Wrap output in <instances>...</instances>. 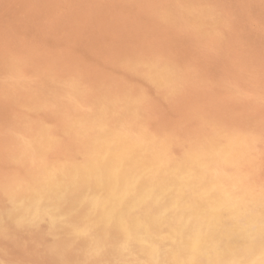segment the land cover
Masks as SVG:
<instances>
[{
    "label": "rangeland",
    "instance_id": "rangeland-1",
    "mask_svg": "<svg viewBox=\"0 0 264 264\" xmlns=\"http://www.w3.org/2000/svg\"><path fill=\"white\" fill-rule=\"evenodd\" d=\"M104 1L0 0V137H2L0 144L4 143L0 145V172L4 174L2 176L0 173V182H2L0 184L2 200H0V264H159L158 257L147 260L142 245H135L134 233H140L144 240L149 238L154 244H157L158 239L163 236L177 235L179 223L173 216L180 208L171 206L169 201L172 198L185 196L184 194L188 193L191 187L206 189L204 185L214 181L224 186L222 189L226 198L228 197L229 202H227L231 203L230 210L225 214L226 219L238 218L241 222L238 220L237 224L240 226L229 231L233 233L231 236H226L227 239L219 242L220 253L217 257L205 264H264V249H262L264 248V211L262 212L264 208V146H262L264 145V13H262L264 0H204L205 4L202 0ZM67 10L73 13L70 11L68 13ZM39 14L43 15L39 16ZM61 22L62 25L64 22L66 24L61 26ZM17 23L19 24L16 27ZM15 43L18 47H13ZM47 79L48 82H45ZM34 85L36 86L34 90L39 96L33 90ZM15 87H19V90ZM146 90L148 93L145 92ZM118 91L120 92L117 93ZM50 92L52 93L48 94ZM233 94L235 98H232ZM93 100L96 101L95 104ZM147 100H150L149 103ZM92 102L93 104H90ZM90 113L93 116H90ZM121 116L122 118H118ZM71 117L74 119L71 120ZM35 123L40 124L39 127H36ZM170 131H172L171 135L168 133ZM176 157L179 158L176 160ZM135 159L150 164L143 166L135 177H128L131 181L139 176L141 179H137L135 185L127 187L126 190L118 178L121 179V172L130 170L127 168ZM111 160H118L115 163L116 183L111 181L112 176L107 173ZM3 162L4 166H2ZM169 166L172 168L169 169ZM32 170L33 172H30ZM23 171L28 175L26 176ZM143 179H148L152 183L148 184L147 181L144 183ZM140 185L147 188L148 193L138 201L137 207L136 205L130 207L129 201ZM160 185L162 187L159 190ZM164 203L167 206L164 207ZM185 205L192 212L199 213L192 201L186 202ZM152 217L158 219L156 220L159 223L158 228L150 222ZM245 217L246 219H243ZM238 234L240 237L237 236ZM17 238L18 240H15ZM40 239L42 241L39 242Z\"/></svg>",
    "mask_w": 264,
    "mask_h": 264
},
{
    "label": "bare ground",
    "instance_id": "bare-ground-1",
    "mask_svg": "<svg viewBox=\"0 0 264 264\" xmlns=\"http://www.w3.org/2000/svg\"><path fill=\"white\" fill-rule=\"evenodd\" d=\"M35 1V0H34ZM37 1V0H36ZM40 1V0H39ZM50 1V0H49ZM102 1V0H101ZM106 1V0H105ZM104 1V2H105ZM111 1H113V0H111ZM162 1V0H161ZM164 1V0H163ZM187 1V0H186ZM194 1V0H193ZM196 1V0H195ZM203 1V3H204V0H202ZM216 1H218V0H216ZM99 2V1H98ZM166 2V1H165ZM165 2H163L164 4H165ZM175 2V1H174ZM189 2V1H188ZM192 2V1H191ZM212 3H214L213 1H211ZM249 2H251V1H249ZM74 3H76V2H74ZM96 3V2H95ZM102 3V2H101ZM109 3V2H108ZM160 3V2H159ZM163 3L161 4V5H163ZM206 3H207V1H206ZM216 3V2H215ZM254 3V2H253ZM255 3H257V2H255ZM44 4V3H43ZM69 4V3H68ZM71 4H72V2H71ZM99 4V3H98ZM103 5H104V3H102ZM102 4H100V6L102 7ZM113 4V3H112ZM177 4V3H176ZM195 4V3H194ZM205 4V3H204ZM210 4V3H209ZM39 5V4H38ZM48 5V4H47ZM59 5V4H58ZM74 5V7H75V4H73ZM85 5V4H84ZM178 5V4H177ZM177 5H175L176 7H177ZM214 5H216V4H214ZM213 5V6H214ZM218 5H219V3H218ZM250 5H251V3H250ZM66 6V5H65ZM81 7H82V5H80ZM98 6V5H97ZM110 6V5H109ZM109 6H107V7H109ZM114 6H116V5H114ZM156 6V5H155ZM166 6V5H165ZM171 6V5H170ZM170 6H169V8H170ZM203 6V5H202ZM220 6V5H219ZM218 6V7H219ZM243 7H244V5H242ZM28 7V6H27ZM41 7H42V5L41 6H39V8L41 9ZM45 7H46V5H45ZM64 7V6H63ZM99 7V6H98ZM106 7V8H107ZM111 7V6H110ZM221 7V6H220ZM224 7V6H223ZM223 7H222V10H223ZM239 7V6H238ZM70 8V7H69ZM77 8V7H76ZM102 8H104V7H102ZM101 8V9H102ZM105 8V9H106ZM154 8V7H153ZM152 8V9H153ZM242 8V7H241ZM29 9V8H28ZM39 9V10H40ZM47 9V8H46ZM75 9V8H74ZM84 9V8H83ZM82 9V10H83ZM99 9V8H98ZM108 9V8H107ZM155 9V8H154ZM157 9V8H156ZM179 9V8H178ZM181 9V8H180ZM213 9V8H212ZM217 9H220V8H217ZM255 9V8H254ZM24 10V9H23ZM71 10H73V9H71ZM77 10H79V11H81V9H77ZM165 10V9H164ZM181 10H183V9H181ZM180 10V11H181ZM187 10V9H186ZM242 10V9H241ZM253 10V9H252ZM42 11V10H41ZM47 11V10H46ZM63 11H65V10H63ZM68 11H70V10H67V12ZM85 11H87V10H85ZM85 11H83V12H85ZM102 11H103V9H102ZM26 12H27V10H26ZM37 12V11H36ZM71 12V11H70ZM70 12H68V13H70ZM161 12V11H160ZM165 12V11H164ZM182 12V11H181ZM28 13V12H27ZM38 13V12H37ZM43 13V12H42ZM64 13V12H63ZM67 13V14H68ZM71 13H73V12H71ZM78 13V12H77ZM154 13V12H153ZM158 13V12H157ZM156 13V15H158ZM189 13V12H188ZM214 13V12H213ZM262 13H264V12H262ZM44 14V13H43ZM43 14H39V16L40 15H43ZM75 14V13H74ZM80 14V13H79ZM83 14V13H82ZM220 14V13H219ZM51 15H52V13H51ZM50 15V16H51ZM71 15V14H70ZM70 15H68V16H70ZM152 15V14H151ZM179 15V14H178ZM214 15V14H213ZM26 16V15H25ZM28 16V15H27ZM33 16V15H32ZM47 16V15H46ZM55 16V15H54ZM63 16V15H62ZM65 16H67V15H65ZM86 16V15H85ZM153 16V15H152ZM251 16H252V13H251ZM35 17H38V16H35ZM53 17V16H52ZM71 17V16H70ZM73 17H74V15H73ZM161 17V16H160ZM216 17V16H215ZM218 17V16H217ZM33 18V17H32ZM42 18V17H41ZM58 18V17H57ZM61 18V17H60ZM65 18V17H64ZM68 18V17H67ZM82 18H83V16H82ZM86 18V17H85ZM157 18V17H156ZM159 18V17H158ZM231 18V17H230ZM23 19V18H22ZM43 19V18H42ZM45 19V18H44ZM69 19V18H68ZM71 19V18H70ZM154 19V18H153ZM216 19V18H215ZM232 19V18H231ZM21 20V19H20ZM19 20V21H20ZM27 20V19H26ZM37 20V19H36ZM39 20V19H38ZM48 20V19H47ZM62 20H63V18H62ZM65 20V19H64ZM79 20V19H78ZM82 20V19H81ZM89 20V19H88ZM228 20H230V19H228ZM41 21V20H40ZM59 21V20H58ZM72 21V20H71ZM157 21V20H156ZM161 21V20H160ZM184 21V20H183ZM44 22V21H43ZM47 22V21H46ZM51 22V21H50ZM67 22H69V21H67ZM81 22V21H80ZM89 22V21H88ZM158 22H159V20H158ZM216 22V21H215ZM222 22V21H221ZM13 23V22H12ZM16 23V22H15ZM23 23V22H22ZM27 23V22H26ZM25 23V24H26ZM39 23V22H38ZM41 23H42V21H41ZM60 23V22H59ZM84 23H86V22H84ZM91 23V22H90ZM18 24L19 23H17V25H16V27L18 26ZM51 24H53V23H51ZM64 24H66L65 22H64ZM63 24V25H64ZM70 24V23H69ZM68 23H67V25H69ZM162 24H164V23H162ZM161 24V25H162ZM184 24H185V22H184ZM15 25V24H14ZM20 25H21V22H20ZM23 25V24H22ZM32 25V24H31ZM60 25V24H59ZM62 25V22H61V26H63ZM87 25V24H86ZM159 25V24H158ZM172 25V24H171ZM13 26V25H12ZM27 26V25H26ZM38 26H40V25H38ZM44 25L42 24V27H43ZM55 26V25H54ZM163 26V25H162ZM161 26V27H162ZM165 26H166V24H165ZM167 26H168V24H167ZM177 26V25H176ZM16 27H13V29L15 28V29H17ZM22 27H25V26H22ZM46 27H47V24H46ZM51 27V26H50ZM57 27H59V26H57ZM173 27V26H172ZM171 27V28H172ZM21 28V27H20ZM29 28V27H28ZM32 28H33V26H32ZM56 28V27H55ZM60 28H62V27H60ZM59 28V29H60ZM163 28V27H162ZM206 28H207V26H206ZM211 28V27H210ZM22 29V28H21ZM36 29V28H35ZM58 29V28H57ZM175 29H176V27H175ZM203 29V28H202ZM223 29V28H222ZM18 30V29H17ZM26 30H27V28H26ZM38 30V29H37ZM43 30V29H42ZM20 31V30H19ZM30 31V30H29ZM56 31V30H55ZM191 31V30H190ZM190 31H188V32H190ZM223 30H221V32H222ZM15 32V31H14ZM18 32V31H17ZM23 32H25L24 30H23ZM36 32V31H35ZM58 32H59V30H58ZM203 33H204V31H202ZM220 32V31H219ZM264 33V32H263ZM197 34V33H196ZM205 34V33H204ZM210 35V34H209ZM218 35V34H217ZM7 36H9V34L7 35ZM14 36H16V35H14ZM39 36V35H38ZM37 36V37H38ZM41 36V35H40ZM202 36V35H201ZM205 36V35H204ZM215 36V35H214ZM220 36V35H219ZM219 36H217L218 38H219ZM12 37H13V35H12ZM17 37V36H16ZM35 37H36V35H35ZM42 37V36H41ZM112 37V36H111ZM216 37V38H217ZM222 37V36H221ZM3 38V37H2ZM1 38V39H2ZM5 38H7V37H5ZM15 38V37H14ZM13 38V39H14ZM40 38V37H39ZM196 38V37H195ZM200 38V37H199ZM199 38H198V40H199ZM223 39H224V37H223ZM26 40V39H25ZM28 40V39H27ZM78 40V39H77ZM80 40V39H79ZM202 40V39H201ZM212 40V39H211ZM219 40V39H218ZM217 40V41H218ZM1 41V40H0ZM220 41V40H219ZM218 41V43H220ZM5 42V41H4ZM9 43H11V42H15V41H12L11 40V42L10 41H8ZM76 42V41H75ZM82 42V41H81ZM80 42V43H81ZM214 42V41H213ZM6 43V42H5ZM217 43V42H216ZM12 44V43H11ZM42 44V43H41ZM84 44V43H83ZM165 44V43H164ZM164 44H162V45H164ZM168 44V43H167ZM222 44H223V42H222ZM1 45H2V43H1ZM4 45V44H3ZM18 45V44H17ZM27 45V44H26ZM25 45V46H26ZM80 45V44H79ZM158 45H160V44H158ZM162 45H160V46H162ZM171 45V44H170ZM5 46V45H4ZM10 46V45H9ZM9 46H7L8 48H10ZM12 46V45H11ZM24 46V45H23ZM152 46V45H151ZM155 47H156V45H154ZM13 47H18V46H16V43H15V45H13ZM21 47V46H20ZM158 47V46H157ZM164 47V46H163ZM172 46H170V48H171ZM7 48V49H8ZM24 48V47H23ZM28 48V47H27ZM148 48V47H147ZM147 48H145L146 50H149V49H147ZM173 49H174V47H172ZM230 48V47H229ZM6 49V50H7ZM11 49V48H10ZM14 49V48H13ZM19 49V48H18ZM31 49V48H30ZM33 49V48H32ZM159 49V48H158ZM25 50V49H24ZM29 50V49H28ZM83 50V49H82ZM87 50V49H86ZM139 50V49H138ZM138 50H136V51H138ZM142 50V49H141ZM154 50V49H153ZM14 51V50H13ZM12 51V52H13ZM22 51V50H21ZM39 51V50H38ZM126 51V50H125ZM144 51V50H143ZM158 51V50H157ZM160 51V50H159ZM24 52V51H23ZM40 52V51H39ZM43 52V51H42ZM140 52V51H139ZM150 52V51H149ZM148 52V53H149ZM16 53V52H15ZM18 53V52H17ZM33 53V52H32ZM155 53V52H154ZM175 53V52H174ZM29 54H30V52H29ZM147 54V53H146ZM164 54H165V52H164ZM184 54H186V53H184ZM9 55H10V53H9ZM8 55V56H9ZM19 55V54H18ZM27 55H28V52H27ZM26 55V56H27ZM34 55V54H33ZM32 55V57L34 58V56ZM148 55V54H147ZM150 55V54H149ZM176 55V54H175ZM178 55H180V53L178 54ZM7 56V57H8ZM21 56V55H20ZM36 56V55H35ZM185 56V55H184ZM11 57V56H10ZM181 57H182V55H181ZM14 58V57H13ZM16 58V57H15ZM14 58V59H15ZM20 58V57H19ZM36 58H38V57H36ZM35 58V59H36ZM141 58V57H140ZM171 58V57H170ZM184 58V57H183ZM11 59V58H10ZM25 59V58H24ZM32 59V58H31ZM40 59V58H39ZM135 59V58H134ZM146 59V58H145ZM174 59V58H173ZM172 59V60H173ZM7 60H9V59H7ZM23 60V59H22ZM41 60V59H40ZM45 60V59H44ZM138 60V59H137ZM25 61V60H24ZM30 61H34V60H30ZM36 61V60H35ZM39 60H37V62H38ZM52 61V60H51ZM120 61V60H119ZM26 62V61H25ZM36 62V63H37ZM45 62V61H44ZM43 62V63H44ZM48 62H50V61H48ZM135 62V61H134ZM134 62H132V63H134ZM183 62V61H182ZM8 63V62H7ZM16 63H18V62H16ZM28 63H29V61H28ZM41 63V62H40ZM39 63V64H40ZM47 63V62H46ZM75 63H76V60H75ZM25 64V63H24ZM79 64V63H78ZM161 64V63H160ZM163 64V63H162ZM184 64L186 65V62H184ZM28 65V64H27ZM80 65V64H79ZM134 65V64H133ZM136 65V64H135ZM188 65V64H187ZM24 66V65H23ZM31 67L32 66H34V65H30ZM38 66V65H37ZM51 66V65H50ZM73 66V65H72ZM119 66V65H118ZM122 66V65H121ZM120 66V67H121ZM159 66V65H158ZM4 67H5V65H4ZM27 67V66H26ZM41 67V66H40ZM43 67H44V65H43ZM46 67H47V65H46ZM70 67V66H69ZM68 67V68H69ZM80 67V66H79ZM139 67V66H138ZM6 68H8V67H6ZM74 68V67H73ZM122 68V67H121ZM140 68H142V67H140ZM139 68V69H140ZM146 68V67H145ZM187 68V67H186ZM29 69H30V67H29ZM34 69V68H33ZM36 69V68H35ZM44 69V68H43ZM54 69V68H53ZM52 69V70H53ZM70 69H72V68H70ZM77 69H78V67H77ZM1 70V69H0ZM6 70V69H5ZM124 70V69H123ZM130 70V69H129ZM2 71H3V69H2ZM22 71V70H21ZM45 71H46V69H45ZM68 71H70L69 69H68ZM135 71V70H134ZM164 71H166V68H165V70ZM23 72V71H22ZM34 72V71H33ZM39 72V71H38ZM48 72H50V70L48 71ZM133 72V71H132ZM191 72V71H190ZM65 73V72H64ZM68 73V72H67ZM180 73V72H179ZM24 74H25V71H24ZM30 74V73H29ZM47 74V73H46ZM59 74V73H58ZM57 74V75H58ZM71 74V73H70ZM186 74V73H185ZM31 75V74H30ZM35 75V74H34ZM52 75V74H51ZM50 75V76H51ZM127 75V74H126ZM129 75V74H128ZM189 75V74H188ZM1 76V75H0ZM25 76H26V74H25ZM43 76V75H42ZM63 76H65V74L63 75ZM78 76V75H77ZM130 76H132V75H130ZM24 77V76H23ZM27 77V76H26ZM49 77V76H48ZM58 77H60V76H58ZM191 77V76H190ZM253 77V76H252ZM13 78V77H12ZM42 78V77H41ZM46 78V77H45ZM63 78V77H62ZM69 78V77H68ZM85 78V77H84ZM124 78V77H123ZM139 78V77H138ZM20 79H21V77H20ZM31 79V78H30ZM29 79V80H30ZM50 79V78H49ZM126 79H127V76H126ZM130 79V77L128 78V80ZM143 79V78H142ZM189 79H191V78H189ZM188 79V81H190ZM24 80V79H23ZM28 80V81H29ZM35 80H37V79H35ZM61 80V79H60ZM85 80V79H84ZM122 80V79H121ZM132 80V79H131ZM17 81H19V80H17ZM33 81V80H32ZM101 81V80H100ZM109 81V80H108ZM187 81V82H188ZM16 82V81H15ZM27 82V81H26ZM30 82V81H29ZM36 82V81H35ZM37 82H39L40 83V81H37ZM45 82H48V79H47V81H45ZM45 82L43 83V84H45ZM115 82V81H114ZM113 82V83H114ZM117 82V81H116ZM147 82V81H146ZM149 82V81H148ZM22 83V82H21ZM24 83V82H23ZM30 83H32V82H30ZM99 83V82H98ZM102 83H103V80H102ZM106 83V82H105ZM126 83V82H125ZM134 83V82H133ZM237 84H238V82H236ZM2 84V83H1ZM15 84V83H14ZM18 84V83H17ZM109 84V83H108ZM124 84V83H123ZM128 84V83H127ZM130 84V83H129ZM132 84V83H131ZM144 84V83H143ZM184 84V83H183ZM188 84V83H187ZM232 84H235V83H233L232 82ZM29 85V84H28ZM49 85V84H48ZM58 85V84H57ZM102 85V84H101ZM104 85V84H103ZM114 85V84H113ZM120 86H121V84H119ZM118 85V86H119ZM126 85V84H125ZM136 85V84H135ZM144 85H146V84H144ZM152 85V84H151ZM155 85V84H154ZM236 85V84H235ZM20 86H21V84H20ZM35 86V85H34ZM38 86V85H37ZM61 86V85H60ZM63 86V85H62ZM61 86V87H62ZM90 86V85H89ZM22 87V86H21ZM32 87V86H31ZM44 87V86H43ZM92 87V86H91ZM105 87V86H104ZM112 87V86H111ZM125 87H127V86H125ZM139 87H140V85H139ZM144 87V86H143ZM16 88V87H15ZM14 88V89H15ZM19 88V87H18ZM18 88H16V89H18ZM36 88V86L33 88V90ZM45 88V87H44ZM49 88H50V86H49ZM95 88V87H94ZM119 88V87H118ZM122 88H124V87H122ZM121 88V90H123ZM129 88H131V86H129ZM135 88V87H134ZM137 88H138V86H137ZM147 88V87H146ZM241 88V87H240ZM27 89V88H26ZM38 89V88H37ZM48 89V88H47ZM66 89V88H65ZM96 89V88H95ZM115 89V88H114ZM187 89V88H186ZM3 90V89H2ZM11 90H12V88H11ZM19 90V89H18ZM17 90V91H18ZM30 90H32V88L30 89ZM40 90H41V88H40ZM54 90V89H53ZM70 90H72L71 88H70ZM75 90V89H74ZM90 91L92 90L91 88L89 89ZM105 90V89H104ZM113 90V89H112ZM118 90V89H117ZM120 90V89H119ZM120 90V91H121ZM136 90V89H135ZM151 90V89H150ZM8 90H6V92H7ZM26 92H27V90H25ZM36 90H34V92H35ZM46 91V90H45ZM58 91H59V89H58ZM62 91V90H61ZM61 91H60V93H61ZM94 91V90H93ZM106 91V90H105ZM109 91V90H108ZM107 91V92H108ZM120 91H118L117 93H119ZM130 91V90H129ZM133 91V90H132ZM140 91V90H139ZM159 91V90H158ZM163 91V90H162ZM243 91H246V90H243ZM22 92H24V91H22ZM33 92V93H34ZM42 92V91H41ZM44 92V91H43ZM128 92V91H127ZM145 92H147V90L145 91ZM160 92V91H159ZM158 92V93H159ZM233 92V91H232ZM13 93V92H12ZM15 93V92H14ZM21 93V92H20ZM36 93V92H35ZM52 92H50V93H48V94H51ZM67 93V92H66ZM65 93V94H66ZM70 93H72V92H70ZM92 93V92H91ZM122 93V92H121ZM148 93V92H147ZM150 93V92H149ZM155 93V92H154ZM160 93H162V92H160ZM186 93V92H185ZM37 94V93H36ZM55 94H57V93H55ZM88 94V93H87ZM95 94V93H94ZM104 95H105V93H103ZM124 94V93H123ZM138 94V93H137ZM152 94V93H151ZM163 94H165V93H163ZM247 94V93H246ZM6 95V94H5ZM12 95V94H11ZM14 95V94H13ZM22 95V94H21ZM38 95V94H37ZM41 95V94H40ZM102 95V94H101ZM125 95V94H124ZM140 95H141V93H140ZM242 95V94H241ZM250 95H252V94H250ZM16 96H17V94H16ZM25 96V95H24ZM27 96V95H26ZM25 96V97H26ZM30 96H32V94L30 95ZM39 96V95H38ZM43 96H44V94H43ZM51 96V95H50ZM83 96V95H82ZM90 96V95H89ZM97 96V95H96ZM114 96V95H113ZM121 96V95H120ZM119 96V97H120ZM233 96H234V94H233ZM244 96V95H243ZM11 97V96H10ZM15 97V96H14ZM28 97V96H27ZM34 97H35V95H34ZM41 97V96H40ZM98 97V96H97ZM102 97V96H101ZM134 97V96H133ZM138 97V96H137ZM150 97V96H149ZM238 97H240L239 95H238ZM246 97V96H245ZM259 97V96H258ZM257 97V98H258ZM33 98V97H32ZM44 98V97H43ZM81 98V97H80ZM85 98V97H84ZM83 97H82V99H84ZM88 98H91V97H88ZM117 98V97H116ZM232 98H235V96L234 97H232ZM9 99V98H8ZM14 99V98H13ZM29 99V98H28ZM66 99V98H65ZM131 99V98H130ZM242 99H243V97H242ZM246 99V98H245ZM252 99V98H251ZM7 100V99H6ZM10 100V99H9ZM35 100H37V99H35ZM43 100V99H42ZM62 100H64V99H62ZM80 100V99H79ZM87 100H89V99H87ZM123 100H125V99H123ZM244 100V99H243ZM247 100H249V99H247ZM254 100V99H253ZM257 100V99H256ZM25 101H27V100H25ZM30 101V100H29ZM67 101V100H66ZM85 101V100H84ZM149 101L150 100H147V103H149ZM252 100H250V102H251ZM14 102H15V100H14ZM21 102V101H20ZM33 102V101H32ZM93 102H94V104H95V102L96 101H94L93 100ZM93 102L92 103H90V104H93ZM124 102V101H123ZM255 102V101H254ZM257 102V101H256ZM6 103V102H5ZM23 103V102H22ZM28 103V102H27ZM79 103V102H78ZM80 103H82V101L80 102ZM86 103V102H85ZM89 103V102H88ZM7 104V103H6ZM8 104H9V102H8ZM33 104V103H32ZM56 104V103H55ZM74 104V103H73ZM84 104V103H83ZM83 104H82V106H83ZM125 104V103H124ZM124 104H122V105H124ZM254 104V103H253ZM15 105V104H14ZM14 105H10V107L11 106H14ZM18 105V104H17ZM16 105V106H17ZM24 105V104H23ZM34 105V104H33ZM88 105V104H87ZM119 105V104H118ZM26 106V105H25ZM49 106V105H48ZM69 106V105H68ZM80 106V105H79ZM82 106H80V107H82ZM86 106V105H85ZM98 106V105H97ZM128 106V105H127ZM148 106V105H147ZM258 105H256V107H257ZM15 107V106H14ZM36 107V106H35ZM50 107V106H49ZM49 107H47V108H49ZM53 107H55V106H53ZM72 107H74V106H72ZM101 107V106H100ZM100 107H99V109H100ZM124 107H125V105H124ZM13 108V107H12ZM56 108V107H55ZM54 108V109H55ZM77 108V107H76ZM90 108V107H89ZM88 108V109H89ZM104 108V107H103ZM111 108V107H110ZM120 108V107H119ZM126 108V107H125ZM148 108H150V107H148ZM14 109V108H13ZM17 109V108H16ZM40 109V108H39ZM50 109V108H49ZM52 109V108H51ZM60 109H62V108H60ZM71 109V108H70ZM69 109V110H70ZM80 109V108H79ZM83 109V108H82ZM86 109V108H85ZM117 109V108H116ZM124 109V108H123ZM147 109V108H146ZM152 109V108H151ZM22 110V109H21ZM66 110L68 111V109L66 108ZM112 110V109H111ZM129 110H131V109H129ZM149 110V109H148ZM13 111V110H12ZM43 111H45V109L43 110ZM42 111V112H43ZM78 111H80V110H78ZM139 111V110H138ZM22 113H23V110L21 111ZM31 112V111H30ZM47 112V111H46ZM50 112H51V110H50ZM53 112V111H52ZM90 112V111H89ZM101 112V111H100ZM109 112H110V109H109ZM124 112H125V110H124ZM261 112V111H260ZM11 113V112H10ZM25 113H27V112H25ZM25 113H24V115L23 116H25ZM45 113V112H44ZM59 113V112H58ZM66 113H68V112H66ZM81 113V115H82V112H80ZM86 113V112H85ZM97 113V112H96ZM140 113V112H139ZM13 114V113H12ZM18 114V113H17ZM28 114V113H27ZM33 114V113H32ZM71 114H72V111H71ZM88 114V113H87ZM91 114V113H90ZM111 115H112V112L110 113ZM255 114H256V111H255ZM262 114H263V112H262ZM31 115V114H30ZM41 115V114H40ZM45 115V114H44ZM53 115H54V113H53ZM97 115V114H96ZM128 115H130V114H128ZM127 115V116H128ZM134 115V114H133ZM143 115H144V113H143ZM253 115V114H252ZM10 116V115H9ZM12 116V115H11ZM49 116H51L50 114H49ZM59 116V115H58ZM57 116V117H58ZM66 116V115H65ZM64 116V117H65ZM70 116H72V115H70ZM90 116H93L92 114L90 115ZM114 116V115H113ZM132 116V115H131ZM142 116V115H141ZM146 116V115H145ZM246 116H248V115H246ZM254 116V115H253ZM260 116V115H259ZM33 117H35L34 115H33ZM47 117V116H46ZM45 117V118H46ZM52 117V116H51ZM74 117H75V114H74ZM82 117V116H81ZM110 117V116H109ZM108 117V118H109ZM130 117V116H129ZM147 117V116H146ZM208 117V116H207ZM215 117V116H214ZM217 117V116H216ZM219 117V116H218ZM221 117V116H220ZM224 117V116H223ZM24 118V117H23ZM22 118V119H23ZM49 118V117H48ZM56 118V117H55ZM58 118H60V116L58 117ZM72 118V117H71ZM89 118V117H88ZM93 118V117H92ZM91 118V119H92ZM118 118H122V116L121 117H118ZM203 118H206V117H203ZM213 118V117H212ZM241 118V117H240ZM244 118V117H243ZM250 118V117H249ZM256 118V117H255ZM17 119V118H16ZM43 119V118H42ZM52 119V118H51ZM65 119V118H64ZM74 118H72L71 120H73ZM105 119V118H104ZM115 119H116V117H115ZM128 119V118H127ZM149 119H151L150 117H149ZM154 119V118H153ZM152 119V120H153ZM208 119V118H207ZM215 119V118H214ZM213 119V120H214ZM218 119H220V118H218ZM224 119V118H223ZM227 119H230V118H227ZM245 119V118H244ZM13 120V119H12ZM32 120V119H31ZM37 120H39V118L37 119ZM41 120V119H40ZM47 120V119H46ZM112 120V119H111ZM129 120V119H128ZM133 120V119H132ZM143 120V119H142ZM237 120V119H236ZM241 120H243V119H241ZM248 120V119H247ZM258 120V119H257ZM14 121V120H13ZM18 121V120H17ZM50 121V120H49ZM52 121V120H51ZM54 121V120H53ZM52 121V122H53ZM56 121V120H55ZM64 120L62 119V122H63ZM67 121H68V119H67ZM126 121V120H125ZM151 121V120H150ZM155 121V120H154ZM211 121V120H210ZM215 121H216V119H215ZM238 121V120H237ZM255 121V120H254ZM15 122V121H14ZM43 122V120L41 121V123ZM45 122V121H44ZM59 122V121H58ZM61 122V121H60ZM59 122V123H60ZM99 122H101V121H99ZM108 122V121H107ZM119 122H121V120H119ZM130 122V121H129ZM148 122H149V120H148ZM220 122V121H219ZM228 122H230V121H228ZM252 122H253V120H252ZM256 122V121H255ZM22 123V122H21ZM57 123V122H56ZM64 123V122H63ZM67 123V122H66ZM133 123V122H132ZM143 123H145V122H143ZM201 123V122H200ZM217 123V122H216ZM233 123V122H232ZM251 123V122H250ZM25 124V123H24ZM24 124H23V126H24ZM62 124V123H61ZM91 124V123H90ZM96 124V123H95ZM112 124V123H111ZM122 124V123H121ZM123 124H125V123H123ZM128 124V123H127ZM141 124H142V121H141ZM148 124V123H147ZM206 124V123H205ZM228 124V123H227ZM262 125H263V122L261 123ZM2 125V124H1ZM20 125V124H19ZM18 125V126H19ZM35 125H36V123H35ZM38 125V126H37ZM36 125V127H39V125L40 124H37ZM44 125V124H43ZM66 125V124H65ZM119 125V124H118ZM130 125V124H129ZM138 125V124H137ZM137 125H136V127H137ZM232 125V124H231ZM58 126V125H57ZM60 126V125H59ZM126 126V125H125ZM124 126V127H125ZM131 126V125H130ZM133 126V125H132ZM143 126V125H142ZM152 126V125H151ZM201 126V125H200ZM203 126V125H202ZM251 126V125H250ZM35 127V128H36ZM43 127V126H42ZM62 127V126H61ZM128 127V126H127ZM140 127V126H139ZM139 127H138V129H139ZM165 127V126H164ZM167 127V126H166ZM199 127V126H198ZM16 128V127H15ZM20 128V127H19ZM22 128V127H21ZM41 128V127H40ZM45 128V127H44ZM60 128V127H59ZM58 128V129H59ZM143 128H145V127H143ZM146 128H148V127H146ZM157 128V127H156ZM197 128V127H196ZM201 128H203V127H201ZM205 128V127H204ZM256 128V127H255ZM12 129V128H11ZM37 129V128H36ZM152 129V128H151ZM165 129V128H164ZM168 129V128H167ZM200 129V128H199ZM14 130V129H13ZM16 130V129H15ZM22 131H23V129H21ZM34 130V129H33ZM33 130H31V131H33ZM60 130H61V128H60ZM80 130V129H79ZM150 130V129H149ZM155 130V129H154ZM197 130V129H196ZM257 130V129H256ZM259 130V129H258ZM9 131H11L10 129H9ZM27 131H28V129H27ZM40 131V130H39ZM59 131V130H58ZM72 131V130H71ZM76 131H77V129H76ZM140 131V130H139ZM147 131V130H146ZM168 131V130H167ZM193 131V130H192ZM200 131H201V129H200ZM204 131V130H203ZM93 132V131H92ZM138 132V131H137ZM148 132V131H147ZM156 132V131H155ZM158 132V131H157ZM171 132L172 131H170V132H168V133H170V135H171ZM16 133V132H15ZM27 133V132H26ZM29 133V132H28ZM51 133V132H50ZM139 133V132H138ZM159 133V132H158ZM174 133V132H173ZM176 133V132H175ZM177 133H179V132H177ZM181 133V132H180ZM191 133V132H190ZM201 133V132H200ZM203 133V132H202ZM14 134V133H13ZM33 134H35V133H33ZM73 134V133H72ZM205 134V133H204ZM208 134H210V133H208ZM213 134V133H212ZM61 135V134H60ZM86 135H87V133H86ZM163 135V134H162ZM169 135V134H168ZM6 136V135H5ZM10 136V135H9ZM29 136V135H28ZM72 136V135H71ZM74 136V135H73ZM174 136H176V135H174ZM201 136V135H200ZM69 137V136H68ZM137 137V136H136ZM148 138H149V136H147ZM194 137V136H193ZM216 137V136H215ZM247 137H248V135H247ZM1 139H2V137H0ZM7 138H8V135H7ZM6 138V139H7ZM10 138H12V137H10ZM16 138V137H15ZM137 138H139V137H137ZM170 138V137H169ZM217 138V137H216ZM215 138V139H216ZM80 139V138H79ZM133 139V138H132ZM135 139V138H134ZM141 139H143V138H141ZM175 139V138H174ZM198 139V138H197ZM250 139H252V138H250ZM261 139V138H260ZM19 140V139H18ZM65 141H66V138L64 139ZM63 140V141H64ZM164 140V139H163ZM166 140V139H165ZM170 140V139H169ZM168 140V141H169ZM178 140V139H177ZM259 140V139H258ZM69 141V140H68ZM70 141H71V138H70ZM88 141V140H87ZM139 141V140H138ZM223 141V140H222ZM15 142V141H14ZM67 142V141H66ZM80 142V141H79ZM125 142V141H124ZM181 142V141H180ZM183 142V141H182ZM248 142H250V141H248ZM7 143H8V141H7ZM6 143V144H7ZM17 143H19V142H17ZM16 143V144H17ZM73 143V142H72ZM90 143V142H89ZM132 143H134V142H132ZM175 143V142H174ZM223 143V142H222ZM258 143V142H257ZM262 144H263V142H261ZM2 145L4 144V143H1ZM0 144V145H1ZM15 144V143H14ZM36 144V143H35ZM63 144V143H62ZM69 144V143H68ZM78 144V143H77ZM150 144V143H149ZM177 144V143H176ZM180 144V143H179ZM182 144V143H181ZM250 144V143H249ZM260 144V143H259ZM34 145V144H33ZM74 145H76V144H74ZM82 144H80V146H81ZM258 145V144H257ZM5 146V145H4ZM14 146H16V145H14ZM70 146V145H69ZM138 146V145H137ZM164 146V145H163ZM172 146H173V144H172ZM252 146V145H251ZM262 146H264V145H262ZM62 147V146H61ZM83 147V146H82ZM130 147H132V146H130ZM134 147V146H133ZM150 147H152V146H150ZM149 147V148H150ZM254 147V146H253ZM2 148H4V147H2ZM1 148V149H2ZM116 148V147H115ZM142 148H143V146H142ZM179 148V147H178ZM182 148V147H181ZM261 148V147H260ZM7 149V148H6ZM10 149V148H9ZM14 149V148H13ZM37 149V148H36ZM69 149V148H68ZM128 149L130 150V148L128 147ZM135 149V148H134ZM187 149V148H186ZM15 150V149H14ZM57 150V149H56ZM70 150H74V148H70ZM185 150V149H184ZM4 151V150H3ZM9 151V150H8ZM59 151V150H58ZM60 151H61V149H60ZM77 151V150H76ZM82 151V150H81ZM99 151V150H98ZM126 151V150H125ZM132 151V150H131ZM172 151V150H171ZM179 151V150H178ZM182 151V150H181ZM199 151V150H198ZM212 151V150H211ZM40 152V151H39ZM68 152V151H67ZM70 152V151H69ZM93 152V151H92ZM183 152V151H182ZM251 152V151H250ZM262 152V151H261ZM9 153H11V151H9ZM50 153V152H49ZM54 153V152H53ZM65 153V152H64ZM71 153V152H70ZM257 154H258V152H256ZM264 153V152H263ZM16 154V153H15ZM59 154V153H58ZM74 154H76L75 152H74ZM138 154V153H137ZM167 154H169V153H167ZM172 154V153H171ZM170 154V155H171ZM254 154V153H253ZM257 154H254V155H257ZM4 156H5V154H3ZM8 155H11V154H8ZM18 155V154H17ZM53 155V154H52ZM61 155V154H60ZM77 155V154H76ZM113 155V154H112ZM146 155V154H145ZM181 155V154H180ZM259 155V154H258ZM12 156H13V154H12ZM54 156H56V155H54ZM67 156V155H66ZM78 156H79V154H78ZM125 156V155H124ZM173 156V155H172ZM261 156V155H260ZM1 157V156H0ZM62 157H63V155H62ZM61 157V158H62ZM65 157V156H64ZM96 157V156H95ZM113 157V156H112ZM123 157V156H122ZM126 157V156H125ZM152 157V156H151ZM248 157V156H247ZM252 157H254V156H252ZM2 158H4V157H2ZM6 158V157H5ZM50 158V157H49ZM68 158V157H67ZM81 158V157H80ZM148 158V157H147ZM153 158V157H152ZM177 158H179V157H176V160H177ZM182 158V157H181ZM203 158V157H202ZM246 158V157H245ZM7 160H9V158H7ZM55 160H56V158H55ZM63 160H64V158H63ZM68 160H69V158H68ZM70 160H71V157H70ZM161 160H162V158H161ZM250 160H252V158H250ZM259 160L261 161L262 160V157L261 158H259ZM10 161V160H9ZM27 161V160H26ZM39 161V160H38ZM52 161V160H51ZM118 160H111V163H109L108 164V172L107 173H110V175L112 176V179H111V181L112 182H115V181H117V177L115 176V174H116V167H117V165L115 164L116 162H117ZM151 161V160H150ZM201 161V160H200ZM235 161V160H234ZM146 162L147 161H141V159H135L133 162H131V163H133L132 165H130L127 169H130V170H125V172H121V175H120V177H121V179H119L118 178V181H120L122 184H123V186H125L126 187V190H127V187L128 188H130V187H132V186H134L135 185V183H136V180L137 179H141L140 178V176L139 177H136L137 179H133L132 181H131V179L129 180L128 179V177H135L136 175H137V173H140L141 172V169H142V167L143 166H145V165H149L148 164V162H147V164H146ZM255 162V161H254ZM173 163V162H172ZM205 163V162H204ZM29 164V163H28ZM129 164V163H128ZM152 164V163H151ZM183 164V163H182ZM213 164V163H212ZM247 164V163H246ZM251 164V163H250ZM258 164H260L261 165V163H258ZM27 165V164H26ZM196 165V164H195ZM214 165V164H213ZM242 165V164H241ZM259 165V166H260ZM0 166H1V164H0ZM2 166H4V162H3V165ZM13 166H15V165H13ZM124 166V165H123ZM177 166V165H176ZM251 166V165H250ZM263 166V165H262ZM25 167V166H24ZM23 167V168H24ZM34 167V166H33ZM126 167V166H125ZM174 167V166H173ZM184 167V166H183ZM244 167V166H243ZM242 167V168H243ZM264 167V166H263ZM7 169H8V167H6ZM10 168V167H9ZM13 168V167H12ZM11 168V169H12ZM15 168V167H14ZM21 168V167H20ZM26 168V167H25ZM167 168V167H166ZM172 168V167H171ZM170 168V166H169V169H171ZM256 168V167H255ZM2 169V168H1ZM4 170H5V168H3ZM95 169V168H94ZM168 169V168H167ZM240 169V168H239ZM260 169V168H259ZM19 170V169H18ZM18 170H16V171H18ZM22 170V169H21ZM156 170V169H155ZM196 170V169H195ZM234 170V169H233ZM10 171V170H9ZM35 171V170H34ZM153 171V170H152ZM242 171H244V170H242ZM246 171V170H245ZM258 171V170H257ZM24 172V171H23ZM30 172H33V170L32 171H30ZM41 172V171H40ZM128 172H132V173H128ZM160 172H162V171H160ZM187 172V171H186ZM196 172V171H195ZM260 172V171H259ZM258 172V173H259ZM1 173V172H0ZM6 173V172H5ZM12 173V172H11ZM25 173V172H24ZM38 173V172H37ZM196 173H198V172H196ZM207 173V172H206ZM242 173V172H241ZM251 174H250V176L252 175V171L250 172ZM254 173V172H253ZM7 174V173H6ZM23 174V173H22ZM94 174V173H93ZM160 173H158V175H159ZM182 174H184L183 172H182ZM255 174H257V173H255ZM254 174V175H255ZM1 175H2V173H1ZM8 175H11V174H8ZM18 176L20 175V174H17ZM25 175L27 176L28 175V173H25ZM24 175V176H25ZM37 175V174H36ZM107 175H109V174H106V176ZM195 175V174H194ZM211 175V174H210ZM209 175V176H210ZM257 175H259V174H257ZM2 176H4V174L2 175ZM15 176V175H14ZM20 176H22V175H20ZM35 176V175H34ZM93 176H95V174L93 175ZM208 176V175H207ZM238 176V175H237ZM239 176H241V175H239ZM150 177V176H149ZM165 177V176H164ZM163 177V178H164ZM166 177H168V176H166ZM259 177V176H258ZM2 178V177H1ZM23 178V177H22ZM33 178V177H32ZM84 178V177H83ZM174 178V177H173ZM223 178V177H222ZM221 178V179H222ZM225 178V177H224ZM233 178V177H232ZM252 178V177H251ZM12 179V178H11ZM15 179V178H14ZM89 179V178H88ZM94 179H95V177H94ZM149 179V178H148ZM148 179H143V182L144 181H147L148 182V184L151 182L150 180H148ZM150 179H153V178H150ZM161 179V178H160ZM200 179V178H199ZM236 179H238V177H236ZM239 179H241V178H239ZM253 179V178H252ZM262 179V178H261ZM2 180H4V179H2ZM1 180V181H2ZM8 180V179H7ZM6 180V181H7ZM79 180V179H78ZM106 180V179H105ZM157 180V179H156ZM159 180V179H158ZM165 180V179H164ZM173 180V179H172ZM195 180V179H194ZM198 180V179H197ZM225 180V179H224ZM10 181V180H9ZM14 181V180H13ZM162 181V180H161ZM184 181V180H183ZM196 181V180H195ZM226 181V180H225ZM235 181V180H234ZM259 181V180H258ZM264 181V180H263ZM8 182V181H7ZM15 182V181H14ZM71 182V181H70ZM102 182V181H101ZM109 182V181H108ZM146 182V183H147ZM157 182V181H156ZM167 182V181H166ZM175 182V181H174ZM197 182V181H196ZM205 182V181H204ZM228 182V181H227ZM226 182V183H227ZM255 182V181H254ZM2 182H0V184H1ZM31 183V182H30ZM116 183V182H115ZM120 183V184H121ZM145 183V182H144ZM152 183V182H151ZM170 183H171V180H170ZM173 183V182H172ZM206 183V182H205ZM230 183V182H229ZM232 183V182H231ZM234 183H236V182H234ZM77 184V183H76ZM83 184V183H82ZM139 184H141V183H139ZM155 184V183H154ZM164 184V183H163ZM180 184V183H179ZM219 184V185H218ZM228 184V183H227ZM118 185V184H117ZM142 185V184H141ZM139 186L138 188V190L135 192V195L133 196V197H131V199H130V201H129V206L130 207H134L137 203H138V201H140L144 196H146L147 195V193H148V191H147V188H143L142 186ZM145 185V184H144ZM147 185V184H146ZM152 185V184H151ZM172 185V184H171ZM176 185V184H175ZM229 185V184H228ZM257 185V184H256ZM122 186V187H123ZM138 186V185H137ZM166 186V185H165ZM168 186H170V184H168ZM176 186H179V185H176ZM202 187H203V185H201ZM259 186V185H258ZM260 186H262V185H260ZM14 187H15V185H14ZM75 187V186H74ZM117 187V186H116ZM162 187V185H160V187L158 188L159 190H160V188ZM204 187L206 188V189H203L202 188V190L201 189H199L198 187H194V188H192L191 187V190L188 192V193H186V194H184L185 196H183V197H181V198H176V199H171V201H169V203L171 204V206H178L179 208H180V210L179 211H177V213L173 216L174 218H175V220L179 223V232H178V234L177 235H175V236H168V237H161V239H158V241H157V244H154L153 243V241L152 240H150L149 238H147V239H143V236L142 235H140V233H138V232H135L134 234H135V236H134V238L136 237V239H134V241H135V245L137 246V245H142V248H144L143 250H145V256L146 257H148L147 258V260L148 259H151V260H153V259H156L157 257L159 258V260H160V262H159V264H205V263H207L209 260H213V259H215L216 257H217V255L220 253V247H219V242L221 241V240H223V239H227L226 238V236H231L233 233H230L229 231H233V230H235V229H237V227H239L240 225H238L237 224V222H239L240 221V219H238V218H231V219H226V217H225V214H226V212L228 211V210H230V204L231 203H228L229 201L227 200V198H226V194L224 193V189H222L224 186H222L219 182H211V183H208V184H206V186L204 185ZM256 187V186H255ZM150 188V187H149ZM176 188V187H175ZM229 188V187H228ZM32 189V188H31ZM157 189V190H158ZM166 189H167V187H166ZM232 189V188H231ZM12 190V189H11ZM24 190V189H23ZM65 190H67V189H65ZM106 190V189H105ZM131 190V189H130ZM177 190V189H176ZM264 190V189H263ZM1 191V190H0ZM16 191V190H15ZM125 191V190H124ZM8 192V191H7ZM30 192V191H29ZM256 192H257V189H256ZM17 193V192H16ZM69 193V192H68ZM67 193V194H68ZM80 193V192H79ZM156 193H157V191H156ZM155 193V194H156ZM14 194V193H13ZM29 194V193H28ZM125 194V193H124ZM159 194H161V193H159ZM158 194V195H159ZM180 194V193H179ZM4 195V194H3ZM23 195V194H22ZM48 195V194H47ZM78 195V194H77ZM132 195V194H131ZM157 195V194H156ZM168 195V194H167ZM247 195V194H246ZM245 195V196H246ZM21 196V195H20ZM19 196V197H20ZM125 196V195H124ZM123 196V197H124ZM176 196H177V194H176ZM5 197V196H4ZM18 197V198H19ZM22 197V196H21ZM20 197V198H21ZM122 197V198H123ZM130 197V196H129ZM1 198V197H0ZM62 198H63V196H62ZM92 198V197H91ZM71 199V198H70ZM70 199H69V202H70ZM74 199V198H73ZM116 199V198H115ZM119 199H120V197H119ZM247 199H248V196H247ZM251 199V198H250ZM1 200V199H0ZM152 200V199H151ZM151 200H149L150 202H152ZM154 200V199H153ZM241 200H242V198H241ZM244 200V199H243ZM2 201V200H1ZM75 201V200H74ZM118 201V200H117ZM148 201V202H149ZM188 201H192L193 202V204L195 205V207H196V210H198L199 211V213L198 214H196L195 212L196 211H191L190 209H188V208H186V206L187 205H185L186 204V202H188ZM228 201V202H227ZM240 201V200H239ZM73 202V201H72ZM81 202V201H80ZM185 202V203H184ZM231 202V201H230ZM241 202V201H240ZM75 203H76V201H75ZM78 203V202H77ZM89 203V202H88ZM126 203V202H125ZM154 203V202H153ZM167 203V202H166ZM235 203V202H234ZM244 203V202H243ZM258 203V202H257ZM2 204V203H1ZM69 204H71V203H69ZM98 204V203H97ZM169 204V205H170ZM233 204V203H232ZM5 205H6V203H5ZM79 205V204H78ZM89 205V204H88ZM194 205H193V207H194ZM4 206V205H3ZM43 206V205H42ZM119 206H121V205H119ZM165 206H167V205H165V203H164V207ZM173 206V207H174ZM1 207V206H0ZM6 207V206H5ZM10 207V206H9ZM8 207V208H9ZM12 207V206H11ZM128 207V206H127ZM136 207H137V205H136ZM143 207V206H142ZM147 207V206H146ZM161 207V206H160ZM164 207H163V209H164ZM169 207V206H168ZM190 207V206H189ZM257 207H258V205H257ZM264 207V206H263ZM4 208V207H3ZM79 208V207H78ZM125 208V207H124ZM259 208V207H258ZM5 209V208H4ZM4 209H3V211H4ZM109 209V208H108ZM115 209V208H114ZM158 209V208H157ZM255 209V208H254ZM24 210V209H23ZM64 210V209H63ZM85 210V209H84ZM104 210H106V209H104ZM110 210V209H109ZM160 210H161V208H160ZM255 210H257V209H255ZM259 210V209H258ZM261 210V209H260ZM153 211V210H152ZM157 211V210H156ZM161 211H163V210H161ZM264 211V208H263V210H262V212ZM32 212V211H31ZM158 212V211H157ZM164 212V211H163ZM235 212H237V211H235ZM257 212V211H256ZM262 212H261V214H262ZM103 213V212H102ZM101 213V214H102ZM200 213H202V214H200ZM251 213H254V212H251ZM88 214V213H87ZM100 214V213H99ZM17 215H19V213L17 214ZM79 215V214H78ZM90 215V214H89ZM92 215H94V214H92ZM117 215V214H116ZM143 215V214H142ZM231 215V214H230ZM246 215V214H245ZM87 216V215H86ZM134 216V215H133ZM152 216V215H151ZM166 216V215H165ZM229 216V215H228ZM248 216V215H247ZM264 216V215H263ZM263 216H261V217H263ZM4 217H5V215H4ZM40 217V216H39ZM77 217H79V216H77ZM142 217V216H141ZM167 217V216H166ZM10 218H13V217H10ZM86 218V217H85ZM88 218V217H87ZM134 218V217H133ZM169 218H170V216H169ZM168 218V219H169ZM249 218V217H248ZM14 219V218H13ZM12 219V220H13ZM39 219V218H38ZM77 219V218H76ZM98 219V218H97ZM167 219V218H166ZM242 219V218H241ZM243 219H246V217L245 218H243ZM253 219V218H252ZM256 219V218H255ZM254 219V220H255ZM32 220V219H31ZM156 220H158L157 218H151L150 219V222L154 225V227H156V228H158L159 227V223L156 221ZM239 220V221H238ZM11 221V220H10ZM15 221V220H14ZM248 221V220H247ZM5 222V221H4ZM9 222V221H8ZM67 222V221H66ZM86 222H87V220H86ZM116 222V221H115ZM119 222H120V224H122V221L119 219ZM132 222H135V221H132ZM165 222V221H164ZM163 222V223H164ZM241 222V221H240ZM244 222V221H243ZM258 222H260V221H258ZM257 222V223H258ZM5 223H7V222H5ZM11 223H13V221H11ZM170 223V222H169ZM176 223V222H175ZM248 223V225H249V222H247ZM246 223V224H247ZM252 223H253V221H252ZM256 223V222H255ZM261 223H262V221H261ZM63 224V223H62ZM61 224V225H62ZM150 224V223H149ZM258 224H260V223H258ZM13 225V224H12ZM11 225V226H12ZM114 225H116V224H114ZM113 225V226H114ZM169 225V224H168ZM174 225V224H173ZM243 225H245V224H243ZM10 226V227H11ZM26 226V225H25ZM47 226V225H46ZM63 226V225H62ZM66 226V225H65ZM21 227V226H20ZM43 227V226H42ZM67 227V226H66ZM121 227V226H120ZM1 228V227H0ZM27 228V227H26ZM134 228V227H133ZM153 228V227H152ZM161 228V227H160ZM159 228V229H160ZM25 229V228H24ZM32 229V228H31ZM45 229V228H44ZM43 229V230H44ZM46 229H47V227H46ZM70 229V228H69ZM73 229V228H72ZM130 229H132V227L130 228ZM253 229V228H252ZM13 230V229H12ZM134 230V229H133ZM172 230V229H171ZM262 230V229H261ZM14 231V230H13ZM17 231V230H16ZM21 231V230H20ZM24 231V230H23ZM32 231V230H31ZM39 231V230H38ZM75 231V230H74ZM121 231H122V229H121ZM135 231V230H134ZM152 231H153V229H152ZM155 231H157V230H155ZM167 231V230H166ZM249 231V230H248ZM1 232V231H0ZM7 232V231H6ZM19 232V231H18ZM40 232H42V230L40 231ZM48 232V231H47ZM123 232V231H122ZM159 232V231H158ZM15 233V232H14ZM26 233V232H25ZM33 232H31V234H32ZM37 233V232H36ZM173 233V232H172ZM13 234V233H12ZM38 234V233H37ZM145 234V233H144ZM157 234V233H156ZM20 235V234H19ZM35 235V234H34ZM83 235V234H82ZM160 235V234H159ZM234 235H236V233L234 234ZM4 236V235H3ZM40 236V235H39ZM39 236H37V237H39ZM116 236V235H115ZM127 236V235H126ZM237 236H239V234L237 235ZM254 236V235H253ZM20 237V236H19ZM18 237V238H19ZM24 237V236H23ZM34 237V236H33ZM119 237H121V235L119 236ZM154 237V236H153ZM240 237V236H239ZM18 238L17 239H15V240H18ZM30 238V237H29ZM43 238H44V236H43ZM46 238H48V237H46ZM117 238V237H116ZM229 238V237H228ZM235 238V237H234ZM10 239V238H9ZM8 239V240H9ZM26 239H27V237H26ZM37 238H35V240H36ZM14 240V241H15ZM28 240V239H27ZM30 240V239H29ZM38 240V239H37ZM48 240V239H47ZM123 240V239H122ZM122 240H119V241H122ZM2 241V240H1ZM40 241H42L41 239L39 240V242ZM46 241V240H45ZM78 241V240H77ZM227 241V240H226ZM250 241V240H249ZM4 242V241H3ZM10 243H11V241H9ZM21 242V241H20ZM48 242V241H47ZM51 242V241H50ZM156 242V241H155ZM235 242V241H234ZM237 242V241H236ZM244 242V241H243ZM242 242V243H243ZM1 243V242H0ZM23 243V242H22ZM60 243V242H59ZM225 243V242H224ZM14 244V242L12 243V245ZM44 243H42V245H43ZM1 245V244H0ZM4 245H5V242H4ZM9 245V244H8ZM7 245V246H8ZM11 245V244H10ZM64 245V244H63ZM230 245H232V244H230ZM28 246H30V245H28ZM32 246V245H31ZM119 246H122V245H119ZM233 246V245H232ZM241 246H243V245H241ZM247 246V245H246ZM238 247V246H237ZM254 247V246H253ZM31 248V247H30ZM33 248V247H32ZM53 248V247H52ZM235 248V247H234ZM240 248V247H239ZM244 248H246V247H244ZM249 248H251V247H249ZM16 249H18V248H16ZM39 249V248H38ZM120 249V248H119ZM133 249H135V248H133ZM232 249V248H231ZM260 249V248H259ZM262 249H264V248H262ZM49 250V249H48ZM223 250V249H222ZM247 250V249H246ZM245 250V251H246ZM249 250V249H248ZM21 251V250H20ZM69 251V250H68ZM178 251H180V252H178ZM233 251V250H232ZM234 251H235V249H234ZM259 251V250H258ZM258 251H256V252H258ZM48 252V251H47ZM74 252V251H73ZM76 252V251H75ZM2 253V252H1ZM38 253V252H37ZM61 253V252H60ZM72 253V252H71ZM120 253V252H119ZM143 253V254H144ZM248 253H249V251H248ZM21 254V253H20ZM34 254H35V252H34ZM48 254V253H47ZM68 254H69V252H68ZM67 254V255H68ZM81 254H82V252H81ZM247 254V253H246ZM263 254V253H262ZM76 255V254H75ZM22 256V255H21ZM47 256V255H46ZM49 256V255H48ZM144 256V257H145ZM247 256V255H246ZM257 256H258V254H257ZM43 257V256H42ZM141 257H143V256H141ZM141 257L139 258V259H141ZM234 257V256H233ZM89 258V257H88ZM236 258V257H235ZM46 259V258H45ZM219 259V258H218ZM218 259H216V260H218ZM30 260V259H29ZM28 260V261H29ZM47 260V259H46ZM51 260H52V258H51ZM57 260V259H56ZM72 260V259H71ZM133 260V259H132ZM240 260V259H239ZM252 260V259H251ZM230 261H231V259H230ZM32 262H33V260H32ZM39 262V261H38ZM54 262V261H53ZM246 262V261H245ZM148 263V262H147ZM232 263V262H231ZM234 263V262H233ZM80 264V263H79ZM215 264V263H214ZM219 264V263H218ZM251 264V263H250ZM256 264V263H255Z\"/></svg>",
    "mask_w": 264,
    "mask_h": 264
}]
</instances>
